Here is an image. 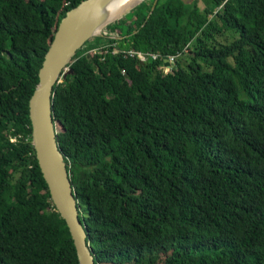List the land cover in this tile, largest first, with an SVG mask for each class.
I'll use <instances>...</instances> for the list:
<instances>
[{"label":"trees","instance_id":"obj_1","mask_svg":"<svg viewBox=\"0 0 264 264\" xmlns=\"http://www.w3.org/2000/svg\"><path fill=\"white\" fill-rule=\"evenodd\" d=\"M82 1L0 0V264H79L29 101ZM206 1L159 0L150 15L145 0L106 43L160 59L89 53L96 36L56 88L59 147L97 264H264V0ZM162 243L171 251L149 262Z\"/></svg>","mask_w":264,"mask_h":264},{"label":"water","instance_id":"obj_2","mask_svg":"<svg viewBox=\"0 0 264 264\" xmlns=\"http://www.w3.org/2000/svg\"><path fill=\"white\" fill-rule=\"evenodd\" d=\"M109 1L83 0L61 20L39 71L38 85L29 101L33 126L32 145L36 159L51 200L69 228L79 264L97 263L88 243V234L80 215L69 166L59 147L54 102L56 88L62 78L70 72V65L78 52L88 40L94 36H102L99 35L100 27L107 22L106 16L100 11ZM144 1L123 15H127ZM158 2L159 0H155L150 15ZM165 64H170L168 58L165 59Z\"/></svg>","mask_w":264,"mask_h":264},{"label":"built area","instance_id":"obj_3","mask_svg":"<svg viewBox=\"0 0 264 264\" xmlns=\"http://www.w3.org/2000/svg\"><path fill=\"white\" fill-rule=\"evenodd\" d=\"M109 37H113V38H120V35H107ZM114 46L113 48V53L115 54H119V53H125L126 55H130L134 58H138L141 62H148L151 59H160L162 57V54L159 52H154L152 50H137V49H126L123 47H120L119 44L117 42L115 43H103L99 46H96L92 49L89 50V53L92 54H103V53H108L111 51L110 47ZM183 55V52H179L177 54H172V55H167L164 56L165 59L168 58L170 61V64H165L163 65V70L168 72L170 70H172L176 64H177V60ZM13 141L15 142L16 139H13Z\"/></svg>","mask_w":264,"mask_h":264},{"label":"bare ground","instance_id":"obj_4","mask_svg":"<svg viewBox=\"0 0 264 264\" xmlns=\"http://www.w3.org/2000/svg\"><path fill=\"white\" fill-rule=\"evenodd\" d=\"M142 0H110L100 11L106 17V24L100 27V31L110 22L120 18L125 12L129 11ZM99 31V32H100Z\"/></svg>","mask_w":264,"mask_h":264},{"label":"rangeland","instance_id":"obj_5","mask_svg":"<svg viewBox=\"0 0 264 264\" xmlns=\"http://www.w3.org/2000/svg\"><path fill=\"white\" fill-rule=\"evenodd\" d=\"M186 1H188V2H194L195 0H186ZM205 4H207V1L206 0H201V6H204ZM126 15H123V16H121L120 18H118L117 20H115L114 22H111L109 25H107L106 27H104V29L101 31V34H99V35H102V38H101V41H100V44H103V43H106V41L108 40V38L107 37H105V36H107V35H117V36H119V33H117L116 31H112L113 29H111L110 28V25H112L113 23H115V22H117V21H119V20H121V19H123L124 17H125ZM95 37V36H94ZM93 37V38H94ZM109 37V36H108ZM219 40L221 41V42H225V40H226V37H224V36H222V37H220L219 38ZM93 43H95V42H92L91 40L89 41H87L86 42V46L87 45H92ZM167 243V242H166ZM166 243H162L161 244V248H162V250H160L159 252H157V253H155V254H153V253H150L148 256H147V260L150 262V261H153V262H160V259L161 258H165V254H167V253H169L170 251H171V245L169 246V249H166L167 247H165L166 245ZM165 247V248H164ZM164 248V249H163Z\"/></svg>","mask_w":264,"mask_h":264}]
</instances>
